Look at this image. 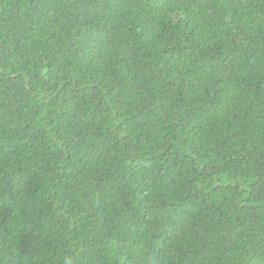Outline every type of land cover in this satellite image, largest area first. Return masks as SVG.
<instances>
[{"label": "trees", "instance_id": "1", "mask_svg": "<svg viewBox=\"0 0 264 264\" xmlns=\"http://www.w3.org/2000/svg\"><path fill=\"white\" fill-rule=\"evenodd\" d=\"M0 264H264V0H0Z\"/></svg>", "mask_w": 264, "mask_h": 264}]
</instances>
